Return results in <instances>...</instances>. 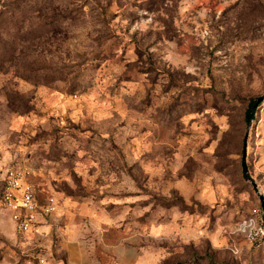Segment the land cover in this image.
<instances>
[{
  "label": "rangeland",
  "instance_id": "rangeland-1",
  "mask_svg": "<svg viewBox=\"0 0 264 264\" xmlns=\"http://www.w3.org/2000/svg\"><path fill=\"white\" fill-rule=\"evenodd\" d=\"M262 96L264 0H0V264H264Z\"/></svg>",
  "mask_w": 264,
  "mask_h": 264
},
{
  "label": "built area",
  "instance_id": "built-area-1",
  "mask_svg": "<svg viewBox=\"0 0 264 264\" xmlns=\"http://www.w3.org/2000/svg\"><path fill=\"white\" fill-rule=\"evenodd\" d=\"M0 200L3 209L9 213L14 228L20 232L35 230L42 213L50 214L57 208L52 203L40 204L36 191L27 182L26 174L21 168L8 169Z\"/></svg>",
  "mask_w": 264,
  "mask_h": 264
},
{
  "label": "trees",
  "instance_id": "trees-1",
  "mask_svg": "<svg viewBox=\"0 0 264 264\" xmlns=\"http://www.w3.org/2000/svg\"><path fill=\"white\" fill-rule=\"evenodd\" d=\"M254 102H255L254 100L251 102L250 107L247 110V120H248V122H250L251 119L254 117V114L252 112L253 111L252 106H253ZM0 198H1V196H0Z\"/></svg>",
  "mask_w": 264,
  "mask_h": 264
},
{
  "label": "water",
  "instance_id": "water-1",
  "mask_svg": "<svg viewBox=\"0 0 264 264\" xmlns=\"http://www.w3.org/2000/svg\"><path fill=\"white\" fill-rule=\"evenodd\" d=\"M263 98H264L263 96L260 97L259 101L262 100ZM261 200H262V204H263V208H264V197L263 196H261Z\"/></svg>",
  "mask_w": 264,
  "mask_h": 264
}]
</instances>
